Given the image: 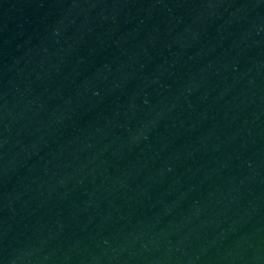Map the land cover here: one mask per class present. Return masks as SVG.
<instances>
[{
  "label": "water",
  "instance_id": "water-1",
  "mask_svg": "<svg viewBox=\"0 0 264 264\" xmlns=\"http://www.w3.org/2000/svg\"><path fill=\"white\" fill-rule=\"evenodd\" d=\"M0 264H264V0H0Z\"/></svg>",
  "mask_w": 264,
  "mask_h": 264
}]
</instances>
